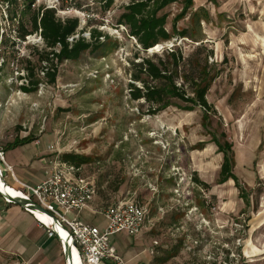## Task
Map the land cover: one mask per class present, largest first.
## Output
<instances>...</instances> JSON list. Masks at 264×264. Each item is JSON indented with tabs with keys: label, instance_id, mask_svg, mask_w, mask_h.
Here are the masks:
<instances>
[{
	"label": "rangeland",
	"instance_id": "rangeland-1",
	"mask_svg": "<svg viewBox=\"0 0 264 264\" xmlns=\"http://www.w3.org/2000/svg\"><path fill=\"white\" fill-rule=\"evenodd\" d=\"M130 1L115 0L103 10L97 0H36L32 6L36 11L54 7L61 19L78 17L79 28L86 27L84 36L89 38L90 29L98 28L110 37L100 50L60 62L56 82L49 83L41 69L44 63L38 60L43 40L35 32L25 41L18 38V22L12 25L10 20L14 11L16 19L31 29V14L20 12L21 0L18 4L0 0V147L6 150L17 136L32 134L33 143L49 157L59 151L89 156L85 174L99 179L95 210L125 197L128 188L133 190L128 196L136 197L134 189L141 185L149 192L152 186L194 187L200 193L233 195L242 206L218 217V222L229 216L246 218L249 237V221L255 214L251 225L255 227L258 220L264 224V211L257 214L264 208V0H193L186 14L183 0H178L163 10L169 15L167 28L171 30L176 19L178 31L184 29L188 36L175 33L167 41L171 43L159 50L141 49L128 28L119 24L123 6ZM171 51L181 54L182 60L208 61L207 71L218 73L207 93L213 110L170 106L150 114L144 98L132 97L131 82L143 87V82L132 78L133 62L143 58L170 62L177 85L183 84L181 67L172 64ZM27 59L40 80L34 91L21 88L30 81L22 76ZM223 131L233 143L238 182L219 183L223 154L215 139L223 142ZM52 144L56 152H51ZM12 157L7 155L9 163ZM205 181L209 187L202 184ZM237 183L245 189L246 199L240 197ZM213 200L221 209L220 201ZM98 219L103 218L95 217L100 223ZM231 229L227 226L226 231ZM254 236L264 238V226ZM1 249L0 264H40L24 262L19 254Z\"/></svg>",
	"mask_w": 264,
	"mask_h": 264
},
{
	"label": "built area",
	"instance_id": "built-area-1",
	"mask_svg": "<svg viewBox=\"0 0 264 264\" xmlns=\"http://www.w3.org/2000/svg\"><path fill=\"white\" fill-rule=\"evenodd\" d=\"M16 1L15 4H18L19 0ZM21 4L24 8L23 0H21ZM44 8L54 7L44 6ZM121 26L127 30L125 25ZM35 33L39 34V38L43 40L41 29ZM78 37L79 34L72 35L69 40L73 41ZM131 37L135 40V37ZM170 43L166 41L149 49H164ZM49 148L51 152L58 150L54 144ZM4 154L5 150L0 147V181L6 187L23 194L20 200L23 202L22 207L45 228L50 237H56L60 241L63 254L66 251L64 246L68 244L71 251L72 246L76 248L80 264H126L114 245L111 244L110 237L123 232L130 236L139 235L149 215L148 203L140 202L133 195L128 196L129 193L126 197L107 207L94 209L95 214L102 215L107 221L106 227L100 229L99 226L83 221L79 217L80 212L90 207L97 194L94 178L85 174L84 164L76 165L63 160L59 151L51 160V169L47 177L39 183L32 184L15 175L12 165L5 161ZM9 174L17 185H11L8 182ZM183 179L181 178V180ZM150 190L153 197H156L160 192L156 186H152ZM5 192L0 188V195L4 201L8 204L14 203L12 199H16V197L10 195L7 189ZM172 192L177 204L176 210L183 212V219L181 224L175 225L170 230V234L179 236L182 252L194 258V260H190L189 264H246L242 252L248 238L246 218L238 216L235 219L229 216V219L218 222L217 218L224 211L218 208L213 197L207 192L200 193L201 203L197 202L194 197H192L194 201H184L183 197L192 196V192L188 189L175 188ZM173 209L174 205L167 209L160 208V211L165 213L166 210ZM73 212L76 215L70 217L69 215ZM38 213L43 214L44 217H40L37 215ZM231 213L233 211H228L226 214L230 215ZM59 226L65 235L56 229ZM227 226L232 227L229 232L226 231ZM159 245L160 239H155L150 253L156 254ZM69 261L65 258V264H68Z\"/></svg>",
	"mask_w": 264,
	"mask_h": 264
},
{
	"label": "trees",
	"instance_id": "trees-1",
	"mask_svg": "<svg viewBox=\"0 0 264 264\" xmlns=\"http://www.w3.org/2000/svg\"><path fill=\"white\" fill-rule=\"evenodd\" d=\"M24 8L20 11L22 14H31V29L20 18L17 13L12 11L10 20L13 25L18 22V37L25 40L26 36L41 29V35L45 47L39 52V61L44 63L41 69L49 83H55L58 74V64L64 60H78L84 52H96L105 46L106 40L110 37L98 28L90 29L89 38L83 35L85 28L80 29V19L78 17H67L61 19L56 16L53 8H44L41 6L38 10L32 8L35 0H23ZM103 10L110 9L115 0H97ZM178 0H131L123 6V12L119 16V24L125 25L129 30V35L135 37L140 48L147 50L157 44L169 41L175 33L182 36H188L186 30L178 31L176 19L172 23V29L168 30V13L163 10L177 2ZM4 2L17 3L16 0H4ZM184 13L193 5V0H183ZM78 33L79 37L70 41L69 38ZM104 40V41H103ZM115 45L117 43L114 42ZM172 64L178 69L181 67L183 84L177 85L174 75L170 69V62L164 60H155L153 58H143L142 61L133 62L134 81L143 82V87H138L135 82H131V94L134 99L144 98L149 103V113L157 114L170 106H176L182 110H193L196 106L208 112L214 109V106L208 101L207 93L218 73L210 74L207 71L208 61L202 63L197 60L191 62L189 59H183L182 55H177L171 51ZM138 56V53L135 54ZM28 65L24 69L26 78H30L27 83L21 84V88L26 91L37 90L40 84L37 78V68L33 66L29 59ZM23 78V77H19ZM27 80V79H26ZM187 86V87H186ZM190 91H189V90ZM192 93L193 96H189ZM223 142L216 140L218 152L223 154V161L220 166L219 183H225L230 179L237 180L234 174L235 153L233 143L228 140L226 133H222ZM35 137L30 134L25 137H16L9 143L6 149H12L27 142L34 141ZM214 141V140H213ZM5 150V149H4ZM61 158L67 162L82 165L91 161L90 157L80 153H63ZM197 180V179H196ZM204 186L209 187L208 183L202 182ZM240 188V196L246 199L247 194L242 185L237 183ZM168 252V250L166 251ZM172 254V253H171ZM159 259V258H158ZM163 260V259H159Z\"/></svg>",
	"mask_w": 264,
	"mask_h": 264
},
{
	"label": "crops",
	"instance_id": "crops-1",
	"mask_svg": "<svg viewBox=\"0 0 264 264\" xmlns=\"http://www.w3.org/2000/svg\"><path fill=\"white\" fill-rule=\"evenodd\" d=\"M10 150L11 152L8 150L10 153L7 152V149L5 150V161L12 165L15 175L21 180L35 184L47 177L51 169L53 156L49 157L46 152L40 151L33 141ZM15 152L16 157L14 156ZM8 154L10 157L13 156L12 163H9L7 160ZM86 165V163L83 165L85 173ZM147 176L149 177V175ZM142 177L147 179L145 176ZM142 177H140V180H143ZM93 178L98 190L99 179H97L96 175H93ZM8 181L11 185H17L10 174L8 175ZM205 182L207 183V181ZM129 190L133 191L128 188L126 191L127 195L130 193ZM159 190V194L153 197L151 192L142 188V185L137 186L136 190L134 189L137 194L136 199L144 204L148 203L149 206L148 218L139 235L130 236L128 233L123 232L110 237L111 244L114 245L117 253L124 259L126 264H170L172 260H175L176 264H185L189 263L190 260H194L192 256H188L181 251L182 243L179 236L170 234V230L175 225L181 224L183 219V212L176 210L177 204L174 201L173 189ZM188 190L192 192L191 197H194L197 202L201 203L199 198L200 192L194 189V187ZM207 193L212 194V197L216 198L217 202L218 200L220 201L221 210L223 209L225 212L242 206L240 201L238 202L234 199L233 195L227 196L213 190ZM119 198L122 199L123 197ZM183 198L184 201L190 200L189 197ZM172 205H174L173 210H166L165 213L160 211V208L167 209ZM95 207L97 206L93 201L89 208L79 213V217L83 221L90 222L99 226L100 229H104L107 221L102 215L93 212ZM261 211H264V208L259 210L257 214ZM225 212L221 213L219 217H225L227 215ZM74 215H76L75 212L69 216L73 217ZM97 215L103 218L98 219L100 223L95 222ZM255 215L249 221V237L244 243L242 251L246 264H264V238L263 236H254L255 231L257 232L264 224H261L258 220L256 226L253 227L251 223L255 220ZM155 239H160V245L158 246L157 253L151 254L150 248ZM0 248L9 253L19 254L24 262L40 261V264H58L61 261L60 264H65L60 241L56 237H50L45 228L22 205L18 203L8 204L1 195ZM167 250L168 252H166ZM158 258L163 260L159 261Z\"/></svg>",
	"mask_w": 264,
	"mask_h": 264
},
{
	"label": "bare ground",
	"instance_id": "bare-ground-1",
	"mask_svg": "<svg viewBox=\"0 0 264 264\" xmlns=\"http://www.w3.org/2000/svg\"><path fill=\"white\" fill-rule=\"evenodd\" d=\"M0 188L2 191H9V194L10 195H13V197H16V199H19L21 200L22 199V196L23 194L21 192H18V191H15L14 189L10 188V187H6V185L0 181ZM7 193V192H5ZM37 215H39L40 217H44L43 214H40L38 213ZM56 229H58V231L62 234V235H65V232L62 230V228L59 226L58 228L56 227ZM72 253H73V264H80L79 261V255H78V252L76 250V248L74 246H72Z\"/></svg>",
	"mask_w": 264,
	"mask_h": 264
},
{
	"label": "water",
	"instance_id": "water-1",
	"mask_svg": "<svg viewBox=\"0 0 264 264\" xmlns=\"http://www.w3.org/2000/svg\"><path fill=\"white\" fill-rule=\"evenodd\" d=\"M12 201L14 202V203H18V204H20V205H22L23 206V202H21L20 200H18V199H12ZM38 208H40L39 206H37ZM65 258L66 259H69L70 261L68 262V264H72V262H73V257H72V251H71V248L69 247V245L68 244H66L65 246Z\"/></svg>",
	"mask_w": 264,
	"mask_h": 264
}]
</instances>
